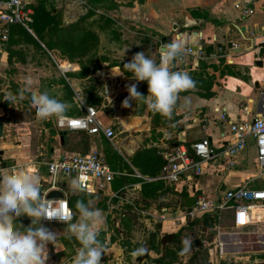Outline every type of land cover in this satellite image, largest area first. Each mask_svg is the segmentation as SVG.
Masks as SVG:
<instances>
[{
    "label": "rangeland",
    "instance_id": "obj_1",
    "mask_svg": "<svg viewBox=\"0 0 264 264\" xmlns=\"http://www.w3.org/2000/svg\"><path fill=\"white\" fill-rule=\"evenodd\" d=\"M30 1L35 8L33 34L21 29L9 30L1 45L0 117L6 123V132L11 142L26 140L30 158L42 162L49 161L54 147L61 145L56 134L58 129L54 125L55 117L47 121L38 120L28 94L25 99L14 104L5 101L7 95L16 94L28 78L34 81L33 91L48 92L49 95L69 103L71 107L66 115H78L82 113L83 105H92L99 110V119H106L116 132L117 117L123 115H147L151 123V135L154 137L155 133L152 132H155L159 124L171 128V119L154 114L148 107L152 98L148 95L147 81L137 82L132 79L131 73L124 72L126 77L121 78L123 81L119 85L113 78L103 79L97 74L99 70L98 73L104 76L107 71L102 68L114 65L119 66L122 71L124 63L131 61L134 53L140 51H144L153 60L159 59V37L134 23L127 11L133 0ZM61 62L67 63L70 70L61 72L58 68V63ZM116 70L112 69L111 72ZM133 82L137 84V90L146 96L145 102L130 100V106L124 107L123 101L129 96L125 87ZM115 93L117 95L114 97ZM109 100H112L111 103ZM133 135L130 138H134ZM121 136L123 140L124 134ZM87 137L91 144L96 143L103 157L115 169H130L123 156L113 149L110 140L98 135L76 136L77 140ZM144 142L137 149L136 156L142 157L151 152L159 156L160 152L157 153L155 146L147 147ZM75 150L82 151L80 144ZM121 152L125 155L124 151ZM121 192L129 198V202L121 203L118 198L110 199L109 196L96 194L74 195L76 203L83 200L90 208L101 211L103 221L101 228L98 227L99 239L106 246L102 264H157L153 260L161 254L158 239L163 233V223L166 232H180L181 242L187 239V226L192 225L190 227L194 234L203 243L198 255L199 264L264 262V226L244 225L236 228L232 223L230 209L194 218L181 216L182 220H179L178 214L184 209L175 194L166 200H158L156 208L152 210L146 202L139 199L140 196L133 199L125 190ZM165 192L164 188L162 193ZM76 203L73 221L79 213ZM144 203L145 212L142 213ZM162 209L166 211L163 212ZM161 213L165 214L166 222L159 220L158 215ZM173 216L175 219L172 221ZM30 223L29 217L22 216L15 222V227L24 232L31 226ZM43 223L57 237L56 247L48 245V254L50 247L55 252V257L49 254L48 264H74L79 248H74L70 243L68 226L59 222ZM222 242L226 243L223 245L224 249ZM229 242L237 243L231 246L227 244ZM141 246L147 249L146 253L134 255V251ZM172 246L165 264H195L191 260L193 251L181 255L176 247L178 244Z\"/></svg>",
    "mask_w": 264,
    "mask_h": 264
},
{
    "label": "crops",
    "instance_id": "obj_2",
    "mask_svg": "<svg viewBox=\"0 0 264 264\" xmlns=\"http://www.w3.org/2000/svg\"><path fill=\"white\" fill-rule=\"evenodd\" d=\"M235 1L133 0L128 6L127 11L133 22L159 37L157 51L159 59L155 60L158 65L161 45L165 41L171 42L182 37L194 45H202L204 56L198 60L197 66L191 58H188L177 60L173 69L186 72L190 76L201 73V79L197 82L202 87L180 93L171 119V128L159 124L155 132H152L155 133V137L151 135V123L147 115L118 116L117 132L110 123L106 122V119L101 120L105 126L113 129L114 136L110 139L113 149L123 156V160L130 169L124 167L114 169L120 172L118 176L127 182L125 186L115 189L111 183V188L96 195L110 196L112 191L125 187V192H128L133 199L135 196H140L139 199L154 210L158 200H166L174 194L179 201L182 197L201 193L218 201L225 190L241 185L251 189L264 188V172L256 162L257 148L251 137L247 139L245 147L235 154L226 153V149L235 141V136L230 129L231 123L249 122L255 117H264V0H256L253 4V13L248 15H242L235 8ZM191 10L198 11L203 17H194ZM1 45L0 37V53L3 52ZM102 69L107 72L103 76L98 73V70V75L103 79L113 78L119 82V85L123 81L121 78L126 77L124 73L121 76L111 72L112 69L121 71L117 65ZM128 86L125 89H128ZM207 87H209L207 89L209 94H205ZM116 95L117 93L114 97ZM149 97L152 98L150 95ZM185 100L188 101L187 107H185ZM1 122L3 129L0 136V151H2L0 165L3 169L0 171V177L12 174V166H19L15 172L35 176L41 191L45 190L48 186L45 162L30 158L26 140L11 142L6 132V123ZM121 134H124L123 140ZM131 135L134 138H130ZM205 137L209 138L210 147L215 156L202 165L199 174L182 176L176 184L163 180L145 184L136 176V174L159 175L164 163L162 151L170 150L179 144L189 147ZM142 140L147 147L155 146L157 153L160 152L159 156L152 152L145 153L142 157L136 156L137 149L143 144ZM90 149L98 151L103 157L96 143H92ZM64 151L66 150L61 145L54 147L50 157H55ZM121 151H124L125 155ZM131 160L134 161L133 164ZM68 181L74 183L70 184ZM61 183L65 184L64 187H59L66 198L81 193L80 190L73 191L76 181L72 176L60 177L59 184ZM2 185L3 179H0V186ZM164 188L166 192L162 193ZM144 206H146L145 203ZM230 210L233 226L240 228L236 226L235 211ZM259 213L260 216L256 220L245 221V225L263 227L264 211ZM79 219L80 214L77 213L73 223L79 222ZM97 227L101 228V225ZM162 228V232H166L164 223ZM231 243L227 244L231 245ZM225 244L221 243L222 246Z\"/></svg>",
    "mask_w": 264,
    "mask_h": 264
},
{
    "label": "clouds",
    "instance_id": "obj_3",
    "mask_svg": "<svg viewBox=\"0 0 264 264\" xmlns=\"http://www.w3.org/2000/svg\"><path fill=\"white\" fill-rule=\"evenodd\" d=\"M186 50L187 42L180 37L161 46L159 65L147 57L144 51H140L134 53L131 61L124 63L122 71L113 73L122 76L124 72H129L135 81H147L148 95L152 97L148 107L154 114L172 119L180 93L196 87V82L188 73L173 70L175 62L182 59ZM33 85L31 78L26 79L24 86L18 89L16 94L9 93L5 101L14 104L25 99L28 94L38 120L65 118L71 105L49 95L48 92L33 91ZM128 93L129 96L123 101L124 107L130 106V100L145 102L146 96L137 90V84L129 85ZM105 94L107 95L106 89ZM187 106L188 101L185 100V107ZM0 179H3V185L0 186V264H47L48 245L56 247L57 237L43 221L53 218L66 224L69 238L74 237L80 243L74 264H102L106 246L99 239L100 231L97 225H101L103 221L100 210L90 208L83 200H79L76 208L80 219L79 222L73 223V215L70 212L49 211L50 201L41 191L35 176L14 171ZM79 190V185L73 186V191ZM22 216L31 220V226L24 232L15 227V222ZM182 245L180 254H187L193 250V239L182 240ZM146 251L147 249L141 246L134 251V255L140 256Z\"/></svg>",
    "mask_w": 264,
    "mask_h": 264
},
{
    "label": "built area",
    "instance_id": "obj_4",
    "mask_svg": "<svg viewBox=\"0 0 264 264\" xmlns=\"http://www.w3.org/2000/svg\"><path fill=\"white\" fill-rule=\"evenodd\" d=\"M256 0H236L234 6L242 15H248L254 11V2ZM33 15L34 8L30 0H0V37L5 40L8 36L10 26L19 25L27 32L33 34ZM180 38V37H178ZM185 41L186 39L183 38ZM170 41H165L169 43ZM187 42V50L182 59L191 58L197 66L198 60L203 58L204 50L202 45H194ZM161 45V46H162ZM58 68L65 73L70 70L67 63H58ZM223 118V116H222ZM55 127L60 130L85 131L90 135H102L107 139L114 136V131L110 126H105L99 119L98 110L92 105H83L82 113L78 115H66L63 119L54 120ZM231 132L235 136V141L226 149V153L233 155L247 144V139L251 137L256 144V162L264 172V117H255L249 122H234L230 124ZM164 160L161 173L157 176H141L136 174L144 182L163 180L176 184L182 176L199 174L202 165L208 160L214 158L210 147L209 138H202L192 143L189 147L179 144L170 150L162 151ZM47 170V188L43 190L45 194L49 190L60 188L59 178L63 176H72L76 185L80 186V191L86 194H98L111 188V183L120 172L111 168L102 155L96 150H89L86 153L64 151L57 156L50 158L45 162ZM19 166H12V173ZM3 168L0 165V171ZM125 187L112 191L111 198H118L120 202H129V198L122 195ZM195 200L189 207L181 205L184 209L178 214V219L182 217L194 218L206 213L223 209H233L235 211L236 226L242 227L245 221L256 220L260 216V211H264V188L251 189L246 185L227 189L218 201L205 194L194 195ZM50 201L49 211L55 213L62 210L65 213L73 211L68 204L66 197L48 198ZM131 202V201H130ZM144 205L141 212L144 213ZM166 211V210H165ZM164 212V211H163ZM160 221H166L165 214L158 215ZM175 216L172 217V221ZM178 221V220H177ZM44 222H58L56 219L45 220ZM232 242L231 246H235ZM222 246V245H221Z\"/></svg>",
    "mask_w": 264,
    "mask_h": 264
},
{
    "label": "trees",
    "instance_id": "obj_5",
    "mask_svg": "<svg viewBox=\"0 0 264 264\" xmlns=\"http://www.w3.org/2000/svg\"><path fill=\"white\" fill-rule=\"evenodd\" d=\"M191 14L194 16V17H203L201 16V14L196 11V10H191ZM33 17H35V8H34V15ZM33 23H34V18H33ZM33 23H32V27H33ZM15 29H21V30H24L26 31L25 29H23L22 27H20L19 25H12L10 26V31H14ZM203 68V66H202ZM201 76L202 74L201 73H196L195 75H191L192 79L196 82V87L197 88H200L202 87L201 84H198V80L201 79ZM206 85V84H205ZM204 85V87H205ZM209 87L206 88V91L207 93L205 94H209L208 92V89ZM3 119L0 117V121H2ZM56 134L58 136V138L60 136H62V141L63 143L61 144V147L63 149H65L66 151H70V152H79V151H76L75 148L77 145L80 144L81 148H82V151H80L79 153H86L90 150V146H91V142H89V138L87 137L86 139H82V140H77L76 136L80 135V134H86V135H90L88 134L87 132L85 131H68V130H64V131H60V130H57L56 131ZM104 137V136H102ZM105 138V137H104ZM60 142V140H59ZM105 159V158H104ZM105 161L111 166L112 169H115V167L110 163L108 162L106 159ZM117 170V169H116ZM120 176L116 175L112 181V184H113V188H120L122 186H125L126 185V181L123 180V178H119ZM158 181V180H157ZM152 182V181H151ZM145 184H148L149 182H144ZM144 183H142L144 185ZM145 186V185H144ZM168 189V187L166 188ZM84 192L81 191V193L79 194H76L75 196H79L80 194H83ZM86 194V193H84ZM89 195V194H87ZM68 200V204L69 206L71 207L72 211L75 212V199H74V195L71 196V198H67ZM204 215V214H203ZM202 215V216H203ZM74 218V217H73ZM191 224H189L187 226V232H186V237L187 239H192V238H199L198 236H196L193 232V229ZM162 233V232H160ZM69 238V236H68ZM200 239V238H199ZM181 240H180V232H174V237L169 241V243L167 244V247H166V250L164 252V254H160L159 258H156L154 259L153 261L157 264H165V258L168 254V252L171 250V248L173 247L172 245L173 244H178L177 249H179L180 251L182 250V245H181ZM158 244H160V239H158ZM161 245V244H160Z\"/></svg>",
    "mask_w": 264,
    "mask_h": 264
},
{
    "label": "water",
    "instance_id": "obj_6",
    "mask_svg": "<svg viewBox=\"0 0 264 264\" xmlns=\"http://www.w3.org/2000/svg\"><path fill=\"white\" fill-rule=\"evenodd\" d=\"M228 46H231V44H228ZM261 64V62H259ZM2 129H3V123L0 121V136L2 134ZM59 140H60V144L63 143L62 141V136L59 137ZM1 154H2V151H0V159H1ZM58 186H61V187H64L65 184L64 183H61V184H58ZM47 198H61L63 199L65 196H64V193L62 192V190L60 188H57V189H53V190H49L47 193ZM195 200V197L194 196H185V197H182L181 198V205L183 206H186V207H189L193 204ZM174 237V233L173 232H163L162 233V236L160 238V244H161V254L163 255L165 250H166V247H167V244L168 242ZM193 239V255H192V258L191 260L193 262H195V264H199L198 263V255H199V251L200 249H202L203 247V243L202 241L199 239V238H192ZM70 242L72 244V246L74 248H79L80 247V243L79 241H77L74 237L72 239H70ZM49 252L50 254L55 257V253H54V249L53 247H50L49 249ZM260 264H264V262L260 263Z\"/></svg>",
    "mask_w": 264,
    "mask_h": 264
},
{
    "label": "bare ground",
    "instance_id": "obj_7",
    "mask_svg": "<svg viewBox=\"0 0 264 264\" xmlns=\"http://www.w3.org/2000/svg\"><path fill=\"white\" fill-rule=\"evenodd\" d=\"M223 247V249H224V246H222Z\"/></svg>",
    "mask_w": 264,
    "mask_h": 264
}]
</instances>
